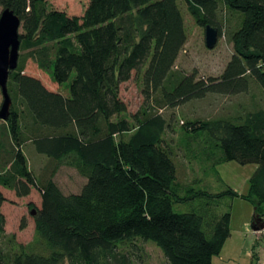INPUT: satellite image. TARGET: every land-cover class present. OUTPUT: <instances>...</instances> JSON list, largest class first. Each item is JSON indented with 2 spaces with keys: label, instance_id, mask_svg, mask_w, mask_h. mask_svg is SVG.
Instances as JSON below:
<instances>
[{
  "label": "trees",
  "instance_id": "obj_1",
  "mask_svg": "<svg viewBox=\"0 0 264 264\" xmlns=\"http://www.w3.org/2000/svg\"><path fill=\"white\" fill-rule=\"evenodd\" d=\"M180 2L203 31L210 25L230 43L217 76L175 69L187 40ZM5 8L21 31L0 119V264H142L144 241L167 264H212L230 236L232 198L252 203L251 221L264 219V0H87L80 16L47 0H0ZM28 59L56 89L23 72ZM132 74L143 102L127 114L119 90ZM212 93L251 101L181 124L178 146L200 167L187 181L161 110ZM27 145L44 158L37 171ZM227 161L256 165L246 194L195 186L203 163ZM61 166L85 179L79 192L57 184ZM1 189L39 192L33 244L5 232Z\"/></svg>",
  "mask_w": 264,
  "mask_h": 264
},
{
  "label": "rangeland",
  "instance_id": "obj_2",
  "mask_svg": "<svg viewBox=\"0 0 264 264\" xmlns=\"http://www.w3.org/2000/svg\"><path fill=\"white\" fill-rule=\"evenodd\" d=\"M47 3L49 7L65 11L68 15L80 16L86 7L87 0H47ZM180 8L187 40L175 62V69L185 74L195 71L197 77L200 78L217 76L232 53L230 43L222 35L217 38L214 47L208 49L204 43L203 28L195 23L184 3L180 2ZM221 13L224 15V10ZM222 31H224V26ZM23 72L40 78L48 88H57L46 75L37 69L30 59L26 61ZM256 91V89L251 90L259 97ZM119 95L126 104L127 114H132L140 108L143 102V94L135 74H132L129 80L121 83ZM1 100L0 93V104ZM250 101L251 96L249 97L248 94L221 95L212 93L202 99H193L177 107L161 110V114L170 123V127L165 132V137L174 146L175 159L182 179L189 181L192 174L199 173L200 167L196 161L189 162L184 157L182 148L178 146L182 135L181 124L186 119H206L225 115L233 107H238L239 103L246 104ZM29 149L32 150L31 147ZM37 158L31 157V162L29 160L31 168L35 171H37L36 168H39L36 166L38 165ZM255 167L256 165L253 163L239 164L235 161H227L216 164L213 169L208 164L203 163L200 175L196 177L195 186L210 192H219L230 187L238 194H246L248 179ZM54 178L64 193L79 192L85 182V179L74 168L66 166L59 167ZM2 192L6 197V201L1 205V212L5 218V232L15 234L16 240L22 244H33V212L40 205L39 192L32 189L24 197H17L11 190L2 189ZM230 214V236L219 255L213 257L212 264H256L257 259H253L248 252L251 249V236L253 234L250 226L253 215L252 203L240 197H234L230 200ZM21 220L25 221V227L22 229L19 228ZM260 242L263 244L264 250V241ZM143 248L142 264H167L159 248L151 241H144ZM260 262L264 263V251H262Z\"/></svg>",
  "mask_w": 264,
  "mask_h": 264
},
{
  "label": "water",
  "instance_id": "obj_3",
  "mask_svg": "<svg viewBox=\"0 0 264 264\" xmlns=\"http://www.w3.org/2000/svg\"><path fill=\"white\" fill-rule=\"evenodd\" d=\"M20 19L8 8L0 12V119L7 118L10 107V97L7 93L6 82L8 72L17 65L19 53ZM218 33L216 28L206 25L204 29V43L208 49L214 47ZM35 213V211L33 212ZM251 229L257 232L263 228V220L251 221Z\"/></svg>",
  "mask_w": 264,
  "mask_h": 264
},
{
  "label": "crops",
  "instance_id": "obj_4",
  "mask_svg": "<svg viewBox=\"0 0 264 264\" xmlns=\"http://www.w3.org/2000/svg\"><path fill=\"white\" fill-rule=\"evenodd\" d=\"M25 154L28 157V162H29L31 157H34V158L39 157V158H37L38 159V165H36L38 167H39V163H41L44 160V158L41 155L35 153L33 150H30L28 145L25 148ZM30 162H31V160H30ZM36 169H39V168H36ZM252 233L253 234L251 236V244H250L251 249L248 252L253 257V259H257V262H260L261 256H262V251H264L263 247H262L263 244L260 242V241H262V238H260V236L257 233H255V232H252ZM225 243H226V241L224 242L223 247H224ZM244 247H245V245H244ZM253 254H255V255H253ZM212 262H213V259H212ZM260 263H263V262H260Z\"/></svg>",
  "mask_w": 264,
  "mask_h": 264
},
{
  "label": "built area",
  "instance_id": "obj_5",
  "mask_svg": "<svg viewBox=\"0 0 264 264\" xmlns=\"http://www.w3.org/2000/svg\"><path fill=\"white\" fill-rule=\"evenodd\" d=\"M263 225H264V219H263ZM257 233L258 235H260V238H262V241H264V226L261 230L255 232Z\"/></svg>",
  "mask_w": 264,
  "mask_h": 264
}]
</instances>
